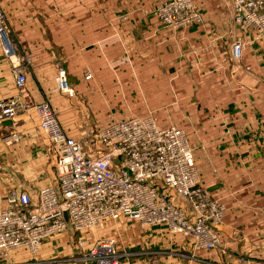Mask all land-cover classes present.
Instances as JSON below:
<instances>
[{"label": "crops", "instance_id": "obj_1", "mask_svg": "<svg viewBox=\"0 0 264 264\" xmlns=\"http://www.w3.org/2000/svg\"><path fill=\"white\" fill-rule=\"evenodd\" d=\"M162 1L0 0L7 37L15 53L29 62L20 100H26L25 104L47 101L65 134L76 139L72 130L81 125L75 118L83 113L81 97L147 94L149 83L156 84L157 94L186 97L191 121L196 108L202 114V122L194 115L195 126H187L185 135L199 185L224 206L216 230L223 253L215 258L210 252H198V258L220 264H264V35L255 40L237 30L228 0H195L200 23L179 30L162 28L153 15ZM237 37L251 41L234 63L230 44ZM59 66L68 85L65 93L54 87ZM16 94L0 49V100ZM197 98L203 102H196ZM99 112L111 114L110 110ZM115 119L91 124L88 130ZM36 123L34 111L27 106L13 120H0V209L8 190L34 194L54 183L53 158ZM11 133L19 141L6 145L4 139ZM120 222L129 221H104L94 232L84 234L88 238L68 227L43 240L34 257L16 251L0 258V264H44L54 258L57 248L70 249L71 243L81 239L87 249L96 239L113 238L110 234ZM153 228L166 236L163 228ZM173 236L178 247L181 239L187 243L183 254L191 252L188 240ZM150 242L159 246L155 251L163 247L159 237ZM191 257L196 259L195 253ZM123 264H148V259ZM155 264L178 263L158 256Z\"/></svg>", "mask_w": 264, "mask_h": 264}, {"label": "built area", "instance_id": "obj_2", "mask_svg": "<svg viewBox=\"0 0 264 264\" xmlns=\"http://www.w3.org/2000/svg\"><path fill=\"white\" fill-rule=\"evenodd\" d=\"M195 0H164L153 15L162 28L179 30L200 23ZM231 20L240 32L258 39L264 35V0H228ZM0 7V49L7 60L17 94L0 100V120L11 121L19 109L31 108L38 133L48 142L53 158L54 183L34 194L8 190L0 209V258L26 251L34 257L40 243L68 227L80 235L94 232L104 221H133L161 227L190 242L192 252L223 249L217 235L224 206L199 185L192 150L182 129L160 126L151 117L131 116L87 130L71 138L59 125L49 103L25 104L28 59L15 53L7 37ZM250 39L237 37L230 44V59L238 63ZM90 79L88 71L84 73ZM55 90H68L64 70L54 76ZM19 141L11 133L6 145ZM78 245L83 242L77 240ZM92 264H118L121 255L113 238L96 239L86 249ZM190 264H220L191 258Z\"/></svg>", "mask_w": 264, "mask_h": 264}, {"label": "rangeland", "instance_id": "obj_3", "mask_svg": "<svg viewBox=\"0 0 264 264\" xmlns=\"http://www.w3.org/2000/svg\"><path fill=\"white\" fill-rule=\"evenodd\" d=\"M127 86L131 85L127 84ZM184 95L185 94H181V96ZM191 96L193 103L195 99H193V94ZM194 96L196 98V94H194ZM80 99H82L84 104L83 113L78 114L75 118H78L81 125L76 128L77 130H72L75 134L73 136L77 138L84 135L89 125H100L103 121L105 122L110 118L122 119L131 116H147L151 117L158 125V122H164L169 123L171 126H176L182 129L185 135L187 133V126L192 123L193 127L195 126L194 121H196V119L193 120L194 115L198 117L197 122H202V119H200L202 114L198 113V108L195 109L191 121V116L188 114V100L186 97L173 98L171 94H164L163 91L157 94L156 84L151 83L147 84V94H120V97L117 99L105 94H92L90 98L81 97ZM197 101L199 103L203 102L201 98H197L196 102ZM96 109L98 111H96ZM99 110H110L111 114L108 113L104 115L101 114ZM110 235L113 236L116 251L121 255L118 264L130 262L131 260H138L140 258H147L148 264H155L158 256H163L169 262L173 261L178 264H190L191 255L194 254L191 250V252L187 254L181 252L183 249L188 250L187 243L184 240H179L180 245L178 247L173 242L175 236L168 233H165L166 236L161 235L156 228L141 226L133 221L118 223L115 232ZM81 237L88 238L83 234ZM154 237H159L163 241V247L160 246V250L155 251V248L159 246H156V243L150 242ZM93 238L96 237L93 236ZM139 238H141V243H138ZM81 242H83V239L80 240V243ZM78 243L77 241L75 245L71 243L70 249L60 246L56 249L54 258L47 260L44 264H92L87 259V250L84 249L85 244L79 246ZM74 251H79L78 255H75ZM195 256L198 258L200 254L195 252ZM33 262L35 261H28L23 264H33Z\"/></svg>", "mask_w": 264, "mask_h": 264}]
</instances>
